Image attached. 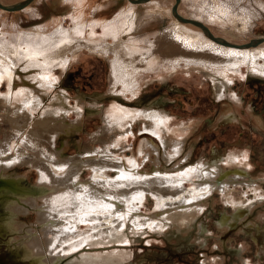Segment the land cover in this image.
<instances>
[{"label": "rangeland", "instance_id": "374dc122", "mask_svg": "<svg viewBox=\"0 0 264 264\" xmlns=\"http://www.w3.org/2000/svg\"><path fill=\"white\" fill-rule=\"evenodd\" d=\"M0 1L10 5L22 0ZM150 1L153 2L148 5ZM150 1L140 4L138 8L141 12L140 19L156 15L154 20H149L153 22L149 26L154 25L152 28L146 31L143 28L139 33L136 31L144 23L131 18V23L125 22L121 25L122 19L120 26L126 28V25H131L134 32L127 37L109 38L107 42L100 41L104 32L101 24L96 27V35L90 36L93 23L110 20L114 14L127 7L125 3L128 0H122L119 6L116 3L107 5L99 12L97 8L103 5L104 0H86L82 8L85 11L83 29L79 34L76 32V21L72 19L74 7L68 6L66 0H34L26 9L14 12L0 8V70H7L5 66L11 69L9 73L2 72L0 96L10 92L13 86L10 79L12 72L17 77L15 87H30L29 90L34 93L35 89L38 90L39 80L43 83L49 81V96L54 97L57 94L54 88L62 86L71 107L75 108L79 106L78 101H83L85 111L92 109L82 126L78 125L66 131L53 146L65 159L78 156L87 149L100 148L98 138L104 133V111L122 107L139 112L153 109L164 112L168 123H165L167 134L187 130L190 135L182 157L171 167H159L162 174H176L177 169L173 166L177 163L180 164L179 171L198 164H208L213 168L222 166L224 174H234L235 167L227 164L234 160L249 166L243 173L249 182L261 186L260 192L245 186L237 187V197L248 195L251 199L263 196L264 73L250 70L246 64L227 65L225 59L230 51L225 53L209 48L206 45L207 38L198 26H178L177 21H169L162 26L157 16L161 10L157 7H163L175 18L172 7L176 0ZM178 12L184 17L202 21L215 36L229 42L243 44L264 37V0H181ZM145 20L147 22L148 18ZM165 31L168 35L163 37ZM180 33L190 35L193 42L202 36V40H199L203 44L202 50L196 56L198 59L203 58L202 63L192 64L187 61L193 58L195 52L189 46L182 45V52L179 51L181 55L186 54L188 59H179L185 56L169 54L167 49L175 46L177 51L181 46V42L176 39ZM31 39L34 40L30 41ZM49 40H53L55 44ZM46 41L48 45L45 44ZM36 44L40 47H36ZM259 48L264 49V45ZM254 51L259 52L258 49ZM59 56L68 58V61L65 59L62 63L61 59H56ZM146 58L155 62L152 69L148 61L144 62ZM31 63H35L37 67L30 68ZM46 63L50 65L47 71L48 68L44 67ZM263 64L264 60L260 59L259 65ZM116 67L131 73L127 74V83L139 85L128 88L123 81L118 82ZM35 76L38 77L37 81L33 79ZM217 83L226 88L221 99H217L214 92ZM117 86L119 87L116 91ZM38 112L35 114L37 118L42 109ZM70 119L68 123H76V113L72 112ZM1 124L7 127L6 122L2 121ZM144 127L142 121L136 122L135 136L130 135L128 139L129 147L137 153L142 144L143 137L140 134ZM29 129L35 130L31 127ZM149 136L158 142L156 137ZM189 152V159L181 162ZM125 156L127 159L132 158V151L127 149ZM155 159L153 156V160ZM30 161L23 159L9 168L5 175L9 179L21 178L19 181L22 187L37 186L40 179L38 167L31 165ZM144 170L151 175L159 172L151 163ZM93 173L91 169L84 171L81 176L84 184L94 180ZM115 177L116 174L112 173L111 180ZM186 185L190 187L189 183ZM205 202L202 203L206 205L204 210L198 214L190 228L178 231L151 228L133 230L129 227L122 241L115 238L104 243H88L69 253L48 250V254H52L50 264H55L54 257H62L59 264H264V203L259 205L255 201V209L249 216L241 221L235 219V225L223 231L219 224L225 216L233 215V205H227L218 191ZM138 206L145 216H152L156 211V201L153 198H148ZM7 215L5 209L0 208V264H29L22 260L23 244L30 239L26 236L34 231L37 237L46 242L54 238L53 230L60 228L56 226L61 219L55 218L50 220L57 221V225L41 228L44 224H38V216L32 212L27 216H16L19 227L9 232L3 226L6 224L5 220L11 218ZM82 226L85 228L86 224ZM55 243L54 241L53 246ZM64 253L68 254L63 256Z\"/></svg>", "mask_w": 264, "mask_h": 264}, {"label": "bare ground", "instance_id": "6f19581e", "mask_svg": "<svg viewBox=\"0 0 264 264\" xmlns=\"http://www.w3.org/2000/svg\"><path fill=\"white\" fill-rule=\"evenodd\" d=\"M85 1L66 0L68 6L74 7L72 19L76 21L78 30L76 32L78 34L83 29L82 21L85 11L82 8L85 6ZM121 1L104 0L103 5L99 6L97 11H102L107 5H114L115 3L119 6ZM152 2L150 1L148 5ZM143 3H134L128 0V3H125L127 7L114 14L110 20L102 23L100 21L93 23L94 27L90 36L96 35V29L100 24L102 25L100 26L101 29L104 31L100 41L107 42L109 38L115 39L119 36L127 37L131 35L134 32L130 28L131 25H126V28L120 26L119 23H121L122 19L121 25L125 22L131 23V18L144 23L136 31L139 33L143 31V28L145 31L152 28L154 25L152 27L149 26L153 22H149V20L151 18L154 20L156 15L140 19L141 12L138 7ZM157 9L161 10L157 16L160 18L162 26L169 21H177L179 23H177L178 26L189 25L179 21L176 17L173 18L163 7L158 6ZM146 10H149L148 7H146ZM147 18L146 22L145 19ZM201 31L207 38L206 45L209 48L225 53L230 51V55L225 59L227 65L238 66L239 64H246L250 70L264 73V64L259 65V60H264V49L259 48L264 45V40L255 46L239 48L215 42L202 29ZM165 32L163 37L167 34V31ZM181 33L176 36V39L181 42V46L178 44L180 47L177 51H175V46L172 49H167L169 54L179 57L181 55L179 51L182 52V45L189 46L191 51L195 52L193 53V58L187 61L192 62V64L202 63L203 58L198 59L196 57L200 54L198 52L202 50L203 44L200 43L202 36H199L200 41L195 39L193 42L190 35L187 36ZM32 40L34 39L30 41ZM44 40L41 41L43 42ZM49 41L52 42L53 40ZM30 43L32 44V42ZM46 43L48 42L46 41ZM36 47H40L39 44L38 46L36 44ZM253 49H258L259 52ZM181 56L185 57H179V59L184 60V58H187L186 54ZM56 59H61L62 63L65 59L68 61V58L62 56ZM145 61H148L147 63L152 69L155 62L147 58L144 59ZM29 67L37 66L35 63H31ZM44 67L48 68H45L47 71L50 65L46 63ZM5 68L7 70L3 68L0 70V78L3 76V71H6L5 73L11 71L8 66H5ZM115 69L118 82L123 81L128 88L139 85L138 83H135L136 85L127 83V74L129 73L127 70H121L119 67ZM137 71L139 72L138 69ZM10 73L13 86L7 95L0 96V208L5 209L7 216L11 217L5 220L6 224L3 226H6L5 228L9 232H13L19 227V224L16 223V216H27L34 212L38 216V224L46 225H43L44 227L39 225L41 228H48L50 225L54 227L57 224L56 227H60L57 230H53L54 238L46 242L42 238L37 237L34 231H32L33 234L27 235L26 237L30 239L23 244V261L29 264H50L52 260L50 261L49 259H51L50 255L52 254L49 255L48 250H59L69 253L88 243H104L115 238L121 240L129 227L133 230L151 228L182 231L193 226L198 214L206 206L202 203L216 191L222 195L227 205H233L234 207L233 215L225 216L219 224L223 231L234 226L235 219L236 221H241L249 216L250 212L255 209V201L259 205L264 203V195L255 196L251 199L247 194V196L244 194L245 197L243 198L237 197L235 193V191L237 192L235 189L237 187L245 186L257 192L261 191V186L258 183L249 182L245 173H243L249 166L238 161L230 160L227 162L229 166L235 167L236 173L234 174L230 172L224 174L222 166L213 168L208 164H198L195 167L179 171V163L173 166L177 169V171L174 170L177 172L176 174H162L159 167L161 168L164 165L171 167L182 157L186 151L190 134L187 133L189 132L187 130L167 134L165 130L167 116H165L164 112L154 109L139 112L121 107L104 111L102 114V120L105 125L103 128L104 133L98 138L100 148L87 149L78 156L65 159L53 146L66 131L78 125L82 126L87 114L92 109L85 111L83 101H78L79 106L71 107L67 95L62 90V86L54 88L57 93L54 97L49 96L51 94L49 81V83H43L42 80H39L38 90L35 89L34 93L29 90L30 87H15L17 77L12 72ZM37 78L35 76L33 79L37 81ZM35 80L33 81L35 82ZM214 92L216 98L221 99L226 92V88L221 83H217L214 87ZM41 109L42 112L37 118L35 114ZM72 112L77 115L76 123H68L71 120ZM2 121L6 122L7 127L2 126ZM138 121H142L145 127L140 134L143 140L137 153L132 147H129L128 139L130 135L135 136L134 124ZM29 127L35 130H30ZM149 135L156 137L158 142ZM127 149H130L133 153L130 159L125 158ZM14 154L15 156H13ZM190 155L191 153L189 152L180 161L184 163L189 159ZM153 156L156 157L155 160H153ZM25 158L29 161L31 160V165L38 167L40 179L35 187H22L19 181V179L22 180L21 178L9 179L5 175L9 168L14 167ZM148 163L158 168L159 172L151 175L148 171H145L144 169ZM89 169L94 171L93 175L95 178L91 183L84 184L81 176L85 170ZM165 171H167V168ZM112 173L116 174L114 180H111ZM186 183H189L190 187H187ZM148 198H153L156 201V211L152 216H145L140 206H138V204L142 205ZM50 218L61 220L57 223L55 220L51 221ZM82 224H86V227L83 228ZM54 241L56 243L53 246ZM65 253L63 256L68 254ZM54 258L53 262L59 264L62 257Z\"/></svg>", "mask_w": 264, "mask_h": 264}, {"label": "water", "instance_id": "95a60500", "mask_svg": "<svg viewBox=\"0 0 264 264\" xmlns=\"http://www.w3.org/2000/svg\"><path fill=\"white\" fill-rule=\"evenodd\" d=\"M33 1L34 0H22V1H19V2L15 3V4H10V5L3 4L0 1V8L3 9V10L9 11V12L20 11V10H23L26 6H28ZM131 1L134 2V3H143V2H146L148 0H131ZM180 2H181V0H176L175 1L174 5L172 7L173 15L179 21H181L183 23L193 24L195 26H198L199 28H201L205 32V34H207V36L209 38H211L215 42L224 44L226 46H237L239 48H246V47H250V46H255V45L261 43L264 40V37H260V38L252 39L249 42H246V43H243V44H236V43H233V42H229L228 40H226V39H224L222 37L215 36L213 34V32L211 31V29L205 23H203L202 21L196 20L194 18H187V17H184L183 15H181L178 12V6H179Z\"/></svg>", "mask_w": 264, "mask_h": 264}, {"label": "crops", "instance_id": "0c3cea01", "mask_svg": "<svg viewBox=\"0 0 264 264\" xmlns=\"http://www.w3.org/2000/svg\"><path fill=\"white\" fill-rule=\"evenodd\" d=\"M68 67H69V65L67 66V68H68ZM67 68L65 69V72H66ZM59 70H61V69H59ZM56 72H58V70H57ZM65 72L63 71L64 74H65ZM62 75H63V74H62ZM119 86H120V85H119ZM119 86H117L116 91L118 90V87H119ZM121 89H122V88H121ZM121 91H122V90H121ZM126 92H127V91H126ZM121 95H122V93H121ZM119 98H120V97H119ZM119 98H118V99H119ZM115 100H116V99H115Z\"/></svg>", "mask_w": 264, "mask_h": 264}]
</instances>
